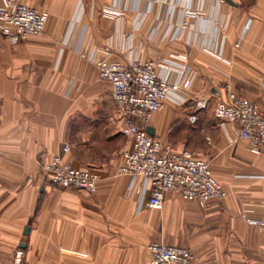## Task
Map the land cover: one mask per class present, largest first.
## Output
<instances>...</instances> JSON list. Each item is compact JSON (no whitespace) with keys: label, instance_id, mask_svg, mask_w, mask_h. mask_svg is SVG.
<instances>
[{"label":"crops","instance_id":"obj_1","mask_svg":"<svg viewBox=\"0 0 264 264\" xmlns=\"http://www.w3.org/2000/svg\"><path fill=\"white\" fill-rule=\"evenodd\" d=\"M19 1L47 26L18 44L0 34V264L19 250L23 264H149L155 241L189 248L193 264H264V229L246 220H264V147L253 153L214 116L228 87L264 110V0ZM105 59L154 60L165 80H191L148 130L166 152L207 160L224 201L171 192L152 209L149 184L119 174L133 140L99 77ZM57 154L99 172L97 193L52 184L42 166Z\"/></svg>","mask_w":264,"mask_h":264},{"label":"built area","instance_id":"obj_2","mask_svg":"<svg viewBox=\"0 0 264 264\" xmlns=\"http://www.w3.org/2000/svg\"><path fill=\"white\" fill-rule=\"evenodd\" d=\"M47 15L36 7L19 0H3L0 4V34L18 44L31 36L45 33ZM99 77L112 86L113 98L124 125L122 133L133 140V148L124 155L119 174L134 180L143 178L150 186L148 206L162 210L169 193L178 194L190 202L207 206L224 201L228 194L216 178L211 164L190 150L166 152L161 139L150 134L148 127L155 114L166 108L169 99L179 90H188L191 80L183 85L173 84L160 76L156 61H135L127 64L121 60L105 59L98 64ZM230 102L220 103L215 116L222 125H229L250 150L258 154L264 147V110L259 105L239 98L230 91ZM198 110L207 108L199 103ZM195 123L197 117L192 115ZM69 153L70 147L65 146ZM42 170L52 184L62 189H77L97 193L101 182L99 172L80 169L54 155L43 163ZM248 224L264 229V220L247 218ZM149 264H193L195 255L186 247L171 246L161 241L149 246ZM24 252H17L16 264H23Z\"/></svg>","mask_w":264,"mask_h":264},{"label":"water","instance_id":"obj_3","mask_svg":"<svg viewBox=\"0 0 264 264\" xmlns=\"http://www.w3.org/2000/svg\"><path fill=\"white\" fill-rule=\"evenodd\" d=\"M148 131H149V133H150V134H153V132H151V130H150V129H149Z\"/></svg>","mask_w":264,"mask_h":264},{"label":"rangeland","instance_id":"obj_4","mask_svg":"<svg viewBox=\"0 0 264 264\" xmlns=\"http://www.w3.org/2000/svg\"><path fill=\"white\" fill-rule=\"evenodd\" d=\"M216 110V109H215ZM215 110H214V116H215ZM216 117V116H215Z\"/></svg>","mask_w":264,"mask_h":264}]
</instances>
